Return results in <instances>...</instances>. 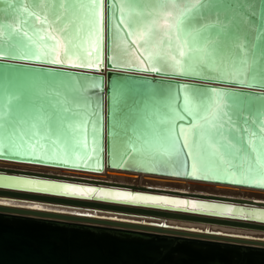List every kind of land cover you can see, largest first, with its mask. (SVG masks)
Returning a JSON list of instances; mask_svg holds the SVG:
<instances>
[{
	"label": "water",
	"instance_id": "95a60500",
	"mask_svg": "<svg viewBox=\"0 0 264 264\" xmlns=\"http://www.w3.org/2000/svg\"><path fill=\"white\" fill-rule=\"evenodd\" d=\"M190 2L191 0H185L184 6H190ZM23 8L33 10V6L27 2L21 4L16 0L14 4H9L5 0H0V9L3 10L0 11V19L18 21L23 16ZM219 8L220 17L234 18L240 30L247 32L249 38L256 35L260 24L264 26V19H261L264 16L262 0H221ZM112 11L113 5L110 0H105L99 61L96 60L95 52L92 55L82 54L81 60L68 61L63 57V48L59 46V42L54 49L53 46H49L48 55H42L39 60L29 55L27 62H22L19 58L0 61V65H6L0 67L2 77L0 95L10 90L24 93V99L16 110L19 118L30 120L37 114L39 108L56 122L61 115L57 100L65 96L79 95L81 114L88 121L80 137L82 141L80 155L85 157V161L65 157L63 145L59 143L47 145V157L42 154L38 156L17 154L4 149L0 151V160L90 172H99L106 166L110 169L264 190L262 186L264 174H261L254 164L252 171L248 173V182L241 183L240 174L235 169L224 170L223 166L212 164H209V167H212L213 171L207 175L216 178H204L199 165L197 176H192L190 174L192 160L185 154L188 150H183L178 158L174 155H162L156 160L147 156L141 160L133 153H126L125 135L128 125L137 122L138 131H144L143 126L153 118V106L148 99L152 91L172 89L182 97L184 86H187L200 91L231 90L237 94L264 97V88L259 86L248 88L227 76L216 78V72L178 75L171 70L146 71L147 52L139 47L129 48L123 33L117 35L113 31ZM37 14L41 13L38 11ZM32 22L35 24L34 20ZM117 44H120L121 48H128V55H124L117 48ZM58 56L65 59V62L53 63ZM96 62L100 64L99 69L72 66L74 63ZM148 66L150 68L153 65ZM85 78H89V82L94 80L99 87L78 91L79 83ZM116 82L125 83L144 93L143 100L146 103L139 105V110L129 115L127 119L124 114L123 98L118 97L113 90ZM182 102V99L178 100L177 105ZM131 103L129 101V104ZM259 103V100L254 99L253 107H257ZM246 115H251L255 119L253 113ZM191 123V117L177 121V124H182L186 129ZM240 125H243V120L238 121L237 127ZM249 131H254L251 125ZM240 134L243 135L242 132ZM177 147L182 149V143ZM89 156L90 159L87 158ZM253 157L254 154H250L242 161L246 168ZM0 171L12 172L17 169L0 167ZM0 177L19 176L0 172ZM89 181L101 182L96 179ZM110 184L121 185L116 182ZM21 188L23 187L10 186L8 181L0 180V197L264 231V219L252 216L227 214V217H224V214L213 210H192L150 202H140L143 206H133L125 204L128 201L119 202L111 198L100 201L92 194L90 196L93 199H88L59 191H42L27 187L26 190L32 192ZM205 202L215 204L208 200ZM253 209L255 208L251 210ZM0 264H264V239L184 229L164 223L41 209L0 201Z\"/></svg>",
	"mask_w": 264,
	"mask_h": 264
},
{
	"label": "snow or ice",
	"instance_id": "6c2138e0",
	"mask_svg": "<svg viewBox=\"0 0 264 264\" xmlns=\"http://www.w3.org/2000/svg\"><path fill=\"white\" fill-rule=\"evenodd\" d=\"M5 2L14 4L16 0ZM25 2L31 4L33 10L23 8V16L18 21L0 19V61L19 58L27 62L29 55L39 60L42 55H48L49 46L54 49L58 42L63 48V57L68 61L81 60L82 54L92 55L93 52L99 61L105 0H19L21 4ZM184 2L110 0L113 31L117 35L123 33L129 48L139 47L147 52L148 65L153 66L145 65L146 71L163 69L178 75L216 72V78L227 76L248 88H264V26L260 24L256 35L249 38L234 18L220 17L221 0H191L190 6H184ZM117 48L128 55V48H121L120 44ZM65 59L58 56L52 62L64 63ZM72 66L99 69L100 64L74 63ZM98 87L94 80L89 82V78H85L79 83L78 91ZM113 90L123 98L126 119L139 110V105L146 103L143 92L125 83L116 82ZM23 99L24 93L19 90L0 95V151L7 149L17 154L47 157V145L59 143L63 145L65 157L85 161V157L80 155V137L88 121L81 114L79 95L57 100L61 115L56 122L39 108L30 120L19 118L16 110ZM148 99L153 106V118L143 126L144 131H138L137 122L128 125L126 153H133L141 160L146 156L156 160L162 155L178 158L183 150H188L185 154L192 160L190 174L194 177L199 165L204 178H216L207 175L213 171L209 164L223 166L224 170L235 169L240 174L241 183L248 182L253 164L264 174V97L237 94L231 90L200 91L184 86L182 97L172 89H161L152 91ZM181 99L183 102L178 106L177 101ZM254 99L260 101L255 108ZM246 113H253L255 119ZM185 117L192 119L187 129L177 124ZM239 120H243V125L238 128ZM249 125L254 131H249ZM181 143L182 149L177 147ZM250 154L254 157L246 168L242 161ZM0 180H7L10 186L34 187L44 183L3 177ZM38 190H61L67 194L96 191L70 184H49ZM115 195L133 199L130 193ZM167 203L181 206L188 202ZM192 205L195 207L196 202L193 201ZM232 211L228 209V214Z\"/></svg>",
	"mask_w": 264,
	"mask_h": 264
},
{
	"label": "bare ground",
	"instance_id": "6f19581e",
	"mask_svg": "<svg viewBox=\"0 0 264 264\" xmlns=\"http://www.w3.org/2000/svg\"><path fill=\"white\" fill-rule=\"evenodd\" d=\"M0 167L17 169V171H12V172L0 171L3 173L19 176L17 178L14 177V179L17 180H29V181L46 180V182L42 184H37L34 187L21 186L23 187L21 188V190H25V191H32V190H26L27 187L32 189H42L49 184H59V185L70 184V185H75L76 187L81 189H88V188L95 189L96 191L90 193H79V192L73 193V195L88 199H93V197L90 196V194H92L95 196V198H97V200L100 201H104V198H111L118 200L119 202L120 200L128 201L125 204L133 205V206L141 205L140 202H152L160 205L176 206L175 204L167 203V202L186 201L188 203L186 205H181L180 207H184L192 210H213L218 213L224 214V217H227L226 215L228 214V209H232L233 211L231 214L241 215L245 217L252 216L253 218L256 219H264V214H262L264 213L263 210L264 190L262 189H254V188L234 186L229 184H221L217 182L134 172V171H127L120 169H110L107 168L106 166H104V168L99 172H90L85 170L57 168V167H50L44 165L26 164V163L0 160ZM61 172H65V173H61ZM80 174L86 176H82ZM67 176H70V178L68 179ZM145 176H150V178H146ZM91 179L100 180L101 182L93 183L89 181ZM5 181L7 182V180ZM49 181H53V182H49ZM110 182L120 183L121 185L112 186L113 184H110ZM222 186L229 187V189L219 188ZM144 187L164 188L171 190H161L162 192H156V191L146 190ZM234 188L243 189V190H237ZM11 189H18V188H11ZM174 190H178V191H174ZM56 191L66 193L65 191H61V190H56ZM179 191H184V192H179ZM116 193H130L133 199L117 197L115 195ZM139 197H156V198H164V199L145 201L142 199H138ZM206 200L215 202V204L207 203L205 202ZM0 201H6V203L9 204L34 206V207H39L41 209H52V210L74 212V213H86V214L98 215L104 217H114L117 219L120 218L127 220H137V221H144V222H151L158 224L164 223L168 226L179 227L184 229H191L197 231H211V232H218L220 234H230V235L264 239V231L261 230L238 228V227L226 226V225L208 224L202 222L163 219V218L145 216L132 212H121V211L100 210V209L94 210L92 208H84V207H77L71 205L67 206L60 204L58 205L49 202H39L29 199H22V198L12 199L9 197H0ZM193 201L196 202L195 207H193L192 205ZM201 205H206L208 207L202 208ZM141 206H143V204ZM252 208L255 209L251 210ZM246 209L248 210L250 209V210L248 211Z\"/></svg>",
	"mask_w": 264,
	"mask_h": 264
},
{
	"label": "rangeland",
	"instance_id": "374dc122",
	"mask_svg": "<svg viewBox=\"0 0 264 264\" xmlns=\"http://www.w3.org/2000/svg\"><path fill=\"white\" fill-rule=\"evenodd\" d=\"M107 172V171H106ZM113 172V171H112ZM61 173H65V172H61ZM69 174V173H68ZM131 174V173H130ZM75 175H77V174H75ZM80 175H82V174H80ZM82 176H86V175H82ZM90 177V176H89ZM143 177V176H142ZM146 178H150V176H145ZM38 181H41V182H46V180H38ZM49 182H53V181H49ZM195 184V183H194ZM217 187V186H216ZM146 190H149V191H156V192H162L161 190H171V189H164V188H150V187H144ZM219 188H224V189H229V187H219ZM232 188V187H231ZM234 189H237V188H234ZM189 190H191V189H189ZM237 190H243V189H237ZM116 191H118V190H116ZM174 191H178V190H174ZM179 192H181V191H179ZM182 192H184V191H182ZM186 192V191H185ZM191 192V191H190ZM190 192H188V193H190ZM264 194V193H263ZM137 203V202H136ZM150 203H152V202H150Z\"/></svg>",
	"mask_w": 264,
	"mask_h": 264
}]
</instances>
